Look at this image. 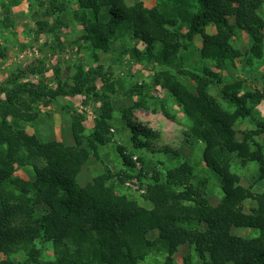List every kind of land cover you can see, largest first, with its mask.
Segmentation results:
<instances>
[{"label": "trees", "instance_id": "trees-1", "mask_svg": "<svg viewBox=\"0 0 264 264\" xmlns=\"http://www.w3.org/2000/svg\"><path fill=\"white\" fill-rule=\"evenodd\" d=\"M10 3L17 4L19 0ZM263 4L264 0H174V6L164 10L157 6L149 9L142 2L129 6L127 0H79L75 18L84 30L80 41L91 46L96 60L97 51L108 52L113 42L130 33L146 47L147 56L151 57L155 46L159 47L157 62L178 70L184 45L176 28L185 22L190 39L201 37V58L214 61L221 69L226 61L242 56L232 44V19L248 34L250 53L261 58L264 19L257 11ZM209 25L215 28L214 34L206 32ZM133 54L141 56L136 50ZM102 71L98 67L85 72L79 66L73 77L52 89L44 80L42 68L28 66L12 72L0 85V264H11V256L19 249L29 263L42 264L47 243L52 245L54 259L46 264H141L152 249L166 254L164 264H177L175 255L185 245L194 249L199 264H264V193L252 194L231 171L232 157L236 155L243 164L257 163L264 178L261 148L255 144L253 149L250 135L238 141L235 132L239 120L253 119V105L264 102V86L242 92L241 83L226 84L222 96L235 109L229 112L210 94V85L221 83L211 70L188 72L179 68V73L195 83L194 93L173 74L161 73L157 82L162 80L163 87L191 120L189 137L204 143V164L220 178L224 196L222 207L213 208L194 187L193 171H185L182 166L169 170L165 182L155 178V187L151 186L144 196L152 208H145L136 200L107 192L98 180L85 186L77 183L91 152L96 154L99 146L109 143L112 98L116 94L97 88ZM30 75L40 77L39 83L22 82ZM77 95L99 101L102 106L86 138L78 129L80 119L74 118V146L59 141L41 142L22 128L23 123L36 119L40 104ZM141 108L147 109L142 100L128 108L125 117ZM257 129L253 135L263 134L264 124H258ZM138 132L151 136L145 128ZM13 139L20 150L7 149ZM36 156L45 165L34 166V180L15 175L18 168L31 165ZM122 157L133 172L131 158ZM184 186L185 190L178 193ZM247 200L256 203L251 214L242 210ZM40 207L44 210L41 215ZM233 229L257 230L259 235L243 239L234 235ZM151 235H155L154 240L149 238ZM3 256L6 260H2Z\"/></svg>", "mask_w": 264, "mask_h": 264}, {"label": "rangeland", "instance_id": "rangeland-1", "mask_svg": "<svg viewBox=\"0 0 264 264\" xmlns=\"http://www.w3.org/2000/svg\"><path fill=\"white\" fill-rule=\"evenodd\" d=\"M10 2L0 0V85L7 81L12 72L37 66L44 70L46 84L57 89L62 80L74 76L79 66L85 72L101 67L104 74L96 81L97 88L109 92L113 90L116 94L112 98L109 143L99 146L96 154L91 152L77 178L79 186L98 180L107 192L110 190L115 195L136 200L145 208H152V203L145 201L144 196L155 185V178L159 177L161 182H165L169 170L184 166L185 171H193V185L208 203L216 209L222 207L224 195L220 178L204 164V143L189 137L191 120L163 87L162 80H157L162 72H168L194 93L195 83L179 73V68L188 72L209 69L221 80L219 85H210V94L223 109L232 112L235 109L223 98L221 90L226 84L237 83L242 84V92L263 88L264 47L261 58H255L250 53L252 44L248 34L236 27L232 19L231 23L235 26L232 44L242 56L233 62L226 61L221 69H217L214 61L201 58V37L195 35L190 39L187 23L184 22L176 28L184 45L181 52L183 62L182 65L178 62V70L175 66L160 65L157 62L159 47L155 46L152 56H147L146 47L130 33L113 42L108 52L97 51L99 59L96 60L91 46L80 41L84 30L75 18L79 0H19V3L13 5ZM137 2L144 3L149 9L157 6L170 10L174 6V0H127L129 6ZM257 13L264 19V4ZM55 26V31L50 32ZM206 32L214 34L215 28L209 25ZM134 50L140 52L141 56L133 54ZM39 80L40 77L30 75L22 79V82L38 84ZM140 100L146 104L147 109H136L125 117V111ZM101 106V102H94L82 95L61 97L49 101L48 105L40 104L36 119L23 123L22 128L41 142L59 141L74 146V118L80 119L78 129L81 136L86 138L101 115ZM252 118L241 119L236 123V138L242 141L246 135H250L253 149L257 144L264 155V133L253 135L258 130V124H264V102L253 105ZM137 128L149 130L151 136L145 137ZM83 147L89 149L86 144ZM7 149L20 150L14 139ZM122 155L129 156L133 161V172L124 163ZM44 165L43 159L36 156L31 165L18 168L15 175L32 181L35 179L34 166L42 168ZM231 171L240 177L241 185L252 194L264 193V178L261 177L257 163L243 164L234 155ZM185 188L178 189V193ZM254 208L256 203L253 200L242 204L245 214H251ZM38 211L41 215L44 210L40 207ZM232 232L243 239L259 235L257 230L251 229H233ZM149 238L154 240L155 235ZM165 258L164 252L152 249L141 264H164ZM53 259L52 245L47 243L42 264ZM175 259L177 264H199L197 254L188 245L179 248ZM2 260H6V257L3 256ZM11 264L31 263L27 261L25 252L19 249L11 256Z\"/></svg>", "mask_w": 264, "mask_h": 264}]
</instances>
